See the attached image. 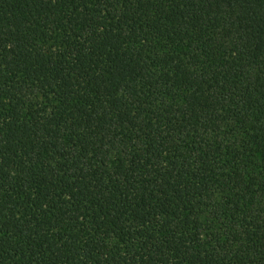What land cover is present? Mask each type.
<instances>
[{"label": "trees", "instance_id": "16d2710c", "mask_svg": "<svg viewBox=\"0 0 264 264\" xmlns=\"http://www.w3.org/2000/svg\"><path fill=\"white\" fill-rule=\"evenodd\" d=\"M0 264H264V0H0Z\"/></svg>", "mask_w": 264, "mask_h": 264}]
</instances>
